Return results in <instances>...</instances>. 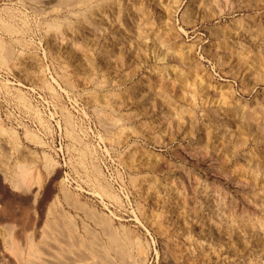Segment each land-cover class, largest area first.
<instances>
[{
    "label": "rangeland",
    "instance_id": "rangeland-1",
    "mask_svg": "<svg viewBox=\"0 0 264 264\" xmlns=\"http://www.w3.org/2000/svg\"><path fill=\"white\" fill-rule=\"evenodd\" d=\"M0 40V264H264V0H0Z\"/></svg>",
    "mask_w": 264,
    "mask_h": 264
},
{
    "label": "bare ground",
    "instance_id": "bare-ground-1",
    "mask_svg": "<svg viewBox=\"0 0 264 264\" xmlns=\"http://www.w3.org/2000/svg\"><path fill=\"white\" fill-rule=\"evenodd\" d=\"M10 27H11V26H10ZM0 41H1V40H0ZM0 43H1V42H0ZM2 44H3V40H2L1 45H2ZM4 46H5V45H4ZM2 47H3V46H2ZM2 47H1V48H2ZM1 50H2V49H1ZM9 50H10V49H9ZM2 51H3V50H2ZM2 51H1V52H2ZM4 51H5V50H4ZM4 51H3V52H4ZM6 53H7V52H6ZM0 55H1V54H0ZM8 55H9V54H8ZM7 57H8V56H7ZM4 58H6V56H5ZM28 138H29L30 140H33V139H34V136H32V135L29 134ZM20 166L23 167L21 163H20ZM24 166H25V164H24ZM26 170H27V169H25V171H26ZM23 172H24V168H23ZM23 172H22V173H23ZM25 174H27V171L24 172L23 175H21V177L24 176ZM22 179H23V178H22ZM21 181H22V180L20 179V182H21ZM21 184H22V182L20 183V185H21ZM20 185H19V186H20ZM67 194H68V192H67ZM64 197H65V196H64ZM68 197H69V195H68ZM68 197L66 196L67 200H68ZM66 198H65V199H66ZM67 202H70V200L67 201ZM71 202L73 203V201H71ZM74 202H75V201H74ZM72 203H71V205H72ZM76 203H77V202H75V204H76ZM68 204H69V203H68ZM69 205H70V204H69ZM73 205H74V204H73ZM80 205H81V203L79 204V208H82L83 206L80 207ZM77 206H78V205H77ZM74 207H75V205H74ZM77 208H78V207H77ZM85 210H86V209H85ZM86 212H87V210H86ZM86 212H85V213H86ZM86 214H87V213H86ZM60 219H61V218H60ZM50 221H51V220H50ZM52 222H54V221L52 220ZM56 222H57V221H56ZM54 223H55V222H54ZM57 223H58V222H57ZM59 223H60V222H59ZM59 223H58V224H59ZM61 223H62V222H61ZM66 223H69V222H66ZM63 225H64V224H63ZM50 226H51V225H50ZM64 226H65V225H64ZM53 227H55V226H53ZM60 227H61V225H60ZM51 228H52V227H51ZM56 228H58V226H56ZM106 228H109V227H106ZM53 230H54V229H53ZM58 230H59V229H58ZM61 230H62V229H61ZM63 230H64V229H63ZM63 230H62V231H63ZM65 230H66V228H65ZM107 230H108V229H107ZM54 231H55V230H54ZM56 232H57V230H56ZM56 232H55L54 234H57ZM58 232H60V231H58ZM63 232H65V231H63ZM70 233H71V232H70ZM50 234H51V233H50ZM64 234H66V233H64ZM48 235H49V233H48ZM51 235H52V234H51ZM73 235H74V234H73ZM108 235H109V234H108ZM52 236H53V235H52ZM52 236H51V237H52ZM60 236H62V235H60ZM69 236H71V235H69ZM69 236H68V235L66 236V237H67V238H66L67 240H68V238L70 239ZM56 237H58V236H56ZM63 237H64V235H63ZM71 237H72V236H71ZM94 237H95V236H94ZM112 237H114V236H112ZM58 239H59V238H58ZM66 239H65V240H66ZM73 239H74V238H73ZM76 239H77V238H75V241H76ZM78 239H79V238H78ZM78 239H77V241H79ZM112 239H114V238H112ZM61 240H62V239H61ZM65 240H64V241H65ZM70 240H71V239H70ZM92 240H94V239H92ZM96 240H97V239H96ZM71 241H72V240H71ZM94 241H95V240H94ZM114 241H115V239H114ZM114 241H113V242H114ZM31 242H32V240H31ZM33 242H34V241H33ZM68 242H69V241H68ZM91 242H92V241H91ZM62 243H63V242H62ZM71 243H73V242H71ZM75 243H76V242H74V246H75ZM77 243H78V242H77ZM30 244H31L32 246H35V247L38 246V245H33V244H36V243H30ZM68 244H69V243H68ZM94 244H95V243H94ZM96 244H97V243H96ZM86 245H87V244H86ZM28 246H29V244H28ZM60 246H61V245H60ZM71 246H73V244H71ZM77 246H78V245H77ZM87 246H88V245H87ZM91 246H92V244H91ZM94 246H96V245H94ZM30 247H31V246H30ZM69 247H70V245H69ZM75 247H76V246H75ZM81 247H82V245H81ZM33 248H34V247H33ZM61 248H63V247H61ZM34 249H35V248H34ZM39 249H40V248H39ZM88 249H89V248H88ZM90 249H91V248H90ZM62 250H63V249H62ZM29 251H31V253H32V254L29 253L30 255H29L28 257L26 256V259L30 257V259L32 260V262H29V260L27 259L29 263H33V264H34V262H35V264H36V262L39 260V258H41V260H39V261H43V260H44L43 257H42V256H43V255H42L43 253L41 254V256H40V255L38 256L39 250H38V253H37V254L34 253L35 251L32 252V249H29ZM36 251H37V247H36ZM104 252H105V251H104ZM27 253H28V252H27ZM27 253H25V254H27ZM62 253H63V252H62ZM100 253H101V252H100ZM123 253H124V252H123ZM21 255L23 256L22 253H21ZM21 255L19 254V256L21 257V260H22V258H23L25 255H24L23 257H22ZM32 255H33V256H32ZM36 255H37L38 257H37ZM31 256H32V257H31ZM20 257H18V258H20ZM109 258H110V257H109ZM26 259H25V260L23 259L24 264H29V263H27V260H26ZM37 259H38V260H37ZM97 259H98V258H97ZM105 259H106V257H105ZM19 260H20V259H19ZM21 260H20V261H21ZM31 260H30V261H31ZM102 260H103V258H102ZM23 261H21L20 263H22ZM107 261H108V260H107ZM103 262H104V261H103ZM103 262H102V264H103ZM108 262H109V261H108ZM108 262H107V264H108ZM111 262H112V261H111ZM111 262H109V264H111ZM104 263H105V262H104ZM22 264H23V263H22ZM38 264H39V263H38ZM89 264H92V263H89ZM98 264H100V263H98ZM112 264H114V263L112 262Z\"/></svg>",
    "mask_w": 264,
    "mask_h": 264
}]
</instances>
